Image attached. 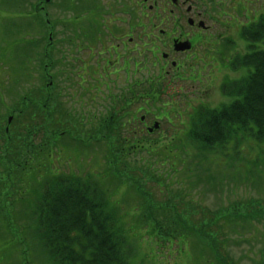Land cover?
Listing matches in <instances>:
<instances>
[{
	"label": "rangeland",
	"instance_id": "374dc122",
	"mask_svg": "<svg viewBox=\"0 0 264 264\" xmlns=\"http://www.w3.org/2000/svg\"><path fill=\"white\" fill-rule=\"evenodd\" d=\"M17 1L0 0V92L3 94V96H0V103H5L4 106L0 107L1 116L5 113L6 107L7 109L11 107V109L16 108L18 102L17 92L20 91L19 94H22L26 90L30 79L39 78V69L43 66L40 62V57H35L34 62L26 65L25 74L24 71L21 73L20 69H18L19 71L14 70L24 65L22 48L32 43L34 39L45 36L43 29L46 24V22L41 23L45 18L44 12L42 13L43 15L37 16V12H33L29 5L22 8L15 4ZM61 2L65 3L66 1L55 0V4L48 8L50 12L49 17L55 22L54 36H56V42L59 40L58 47H62V38L67 34L66 32L62 33L61 30L63 28L59 24V18L62 14ZM69 4L74 5L73 3ZM63 9L64 20L75 21L78 20L77 17L82 16L78 20V22H82L87 18L77 8L67 10L63 7ZM219 32H223V29ZM43 45L44 40L41 42V49ZM237 51L241 53L242 49H237ZM67 52L68 49H65V53ZM149 58L153 60L152 57ZM67 60V62H59L56 72L52 71V73L55 75L58 90L62 91L66 96V104L75 111H81L83 109L80 107V104L88 101L90 93L87 96L79 95L81 92L77 84L73 86L68 83L65 84L64 72L65 70L69 71L72 65L69 64L71 62L69 58ZM229 66V61H227L223 63V66L220 65L221 69L219 67L215 68V78L214 75H210L211 79L214 78L213 83L210 82L208 74L214 71L210 72L212 68L208 67L202 73L203 80L197 82L188 80L191 82L186 81L182 85L173 84V86H170L165 91L163 100L165 102L169 101L175 108L177 107L186 113H190L191 108H194L197 105L196 103H199L202 99L208 102L211 101L209 105H216L221 100L218 92L223 93L224 78L229 77L231 80L240 81L247 75L245 71H232V68ZM13 72L15 75H20L21 73L16 85L12 83L13 78L16 77ZM157 73L155 68L147 71V75L151 78ZM217 81H219V84H217ZM123 85L125 84L120 82L119 85L112 84L109 88L110 90L119 91L123 87L119 89L115 86ZM107 89L108 87L104 84L102 87L103 94L107 92ZM127 89L128 87L124 91H127ZM58 90L57 93H59ZM100 96L98 103L94 104L97 108L93 110L98 115L105 112L108 105L107 100H103ZM223 101L226 102L224 98ZM162 104L159 103L157 106H153L147 103L144 105L148 111L150 110L147 113L149 121H153L154 117L151 114L156 109L161 108L162 110ZM89 105L90 107L92 106L91 103ZM70 114L74 115V112L71 111ZM177 117L178 115L172 117L173 121L175 122V126H179V130H182L183 126L177 120ZM22 119L23 123H27L28 121L31 125L34 124V121L30 118L26 119L23 117ZM83 122L87 128L92 126L85 118H83ZM31 125L25 126L27 130L23 132V138L25 139H21L20 143L16 145L13 157L21 158V160L23 158H34L35 161L30 164L28 170H23L25 173L20 171L16 166H11L12 171L10 175L14 172L16 180L12 179L7 186H4L2 183L0 184L2 191L13 192L16 198L15 207L5 202V200L0 201V206L2 205L3 208H0V264H52L50 258L39 244L40 238L36 233V223L32 221L31 217L27 216V213L30 212L25 206L26 203H32L34 196L40 194L44 186L47 187L52 184V180L54 179L52 176L55 174V172H53V175L45 172L46 159L44 155H50L51 151L46 143H40L44 142L43 130L39 128V133L30 137V140L26 139L27 132L33 131L36 128ZM50 129L53 130L51 124ZM56 129H59L57 132L60 133V123L57 124ZM4 135L1 134V137ZM171 135L163 134L164 137L161 141L165 144L168 143ZM154 136L159 138V134H155ZM185 136V134H178L175 140H171L169 146L173 148V152L164 161L158 154L149 153L148 151L132 152L129 163L135 170L134 172H129L130 179L124 176H113L105 172L106 161L104 160V155L106 150H104V145H96L93 148L85 149L80 148L78 144L73 145L67 138L62 143L63 151L60 153L61 159L53 162L54 165L52 166L48 164L47 168H51L52 171L56 168L60 172L61 177L79 176L87 179L89 176H94L97 181L96 184L98 186L99 183L103 185L104 188L102 189L106 192L109 206L115 208V211L119 214L121 223H125L126 221L127 228L133 234L131 240L135 242L138 248L139 256L137 257V262L139 264H199V262L200 264H212V262H208L212 261V258L206 247L196 244L193 239L188 241L184 252H181L179 251L180 244H178V241L175 242L174 246L167 245L166 247H160L157 246L155 240H152L148 236L145 232L146 229L138 228L139 222L142 223L139 220V213H141L139 210L142 207H146L144 197L137 193L138 191L132 185L134 180L131 179L133 178L137 183L143 185L145 191L150 195L145 196V199L149 198L151 202L160 204L166 202L170 198L169 194L171 190L183 196L186 202L192 201L193 206L198 210L193 218L197 221L202 216V213L199 212L200 208L211 212L223 211V208L228 207L232 202L264 199V167L263 165L259 168L255 167L254 161L257 160L258 155L256 157L253 155L254 153H258V148L254 150L251 145L252 143L249 141L244 142V145L242 144L241 147L245 146L246 158H250L251 156L250 160L243 161L239 155L234 160H224L223 156H221L223 155V151L218 149L208 150L209 152L205 156L210 155L209 159L205 158L204 155L201 157L197 151V147L190 145ZM59 141L62 142L60 137ZM2 142L4 143V141ZM37 144H41V146H36ZM34 152L37 154L32 157ZM230 154L234 155L235 153L230 152ZM56 157L58 158L57 154ZM64 157L71 158L73 161L75 166L71 167V170L64 161ZM6 160L7 156L0 150V173L8 167ZM42 163L43 166L40 167ZM263 163L261 157V164ZM80 167H83L82 173L84 174L78 173ZM139 169H145L144 176ZM48 177L52 180H48ZM5 179V175L0 174V181ZM122 181L124 182L122 183L123 185H121ZM183 208L185 206L180 204L178 210H182ZM155 215L160 221L165 219L167 213L159 209L157 212L155 211ZM242 225L244 223L238 222L236 225L238 231H230L231 238L228 243L224 244L223 248L226 252L232 254L236 264H259L258 258L260 255L257 252L264 249V227L262 224L258 225L257 231L255 226L247 230L242 228ZM143 228H145V225H143ZM169 243L167 242L166 244Z\"/></svg>",
	"mask_w": 264,
	"mask_h": 264
},
{
	"label": "trees",
	"instance_id": "16d2710c",
	"mask_svg": "<svg viewBox=\"0 0 264 264\" xmlns=\"http://www.w3.org/2000/svg\"><path fill=\"white\" fill-rule=\"evenodd\" d=\"M247 60L249 61L245 58L244 63L253 69L249 71L247 78L233 83L230 94H235L236 99L230 104H223L222 118L219 117L218 121L209 123L205 129L194 134L205 145L219 144L227 149L232 142H238L241 133H248L250 137L264 144V53L248 56ZM27 102L23 104L26 105ZM116 128L109 122L98 132L99 137L112 146L107 155L110 175L125 178L129 176L133 168L127 159L130 150L136 152L135 144L164 159L173 152V148L167 145H158L148 136L138 135H130L129 150L125 147L126 135ZM12 133L8 137L9 141L18 142V131ZM193 138L190 134L187 141L191 143ZM12 147L13 143L8 149ZM14 163L13 160L8 165L14 166ZM139 171L144 175L145 169ZM131 180H134L132 185L142 197L150 196L142 184L133 178ZM95 184L91 178L84 183L69 176L65 180L54 182L41 192L36 202L41 239L52 255L63 264H133L132 260L137 255V247L131 240L133 234L126 223H121L115 208L109 206L105 190ZM169 197L171 198L163 207L153 203L147 206V213L140 218L143 223H147L146 226H151L146 233L153 240L155 237L160 247L168 245L167 242L173 244L175 241H182L184 244L196 238L213 253L215 261L212 264H236L232 254L226 252L223 246L231 238L230 231H238V222L244 223L242 228L247 230L255 225L257 231V224H264V199L235 202L223 208V211L202 210V216L195 221L193 218L197 210L189 208L188 205L178 210L174 202L178 195L170 193ZM159 209L167 213L164 220L159 221L155 215V211ZM257 253L260 255L259 264H264V249Z\"/></svg>",
	"mask_w": 264,
	"mask_h": 264
},
{
	"label": "flooded vegetation",
	"instance_id": "af4514ba",
	"mask_svg": "<svg viewBox=\"0 0 264 264\" xmlns=\"http://www.w3.org/2000/svg\"><path fill=\"white\" fill-rule=\"evenodd\" d=\"M84 1L90 4L96 2ZM102 2L98 8L101 14L93 15L91 22H81L78 26L79 46L75 49L69 48L76 56L65 55L63 60L67 62L69 58V64H72L71 69L64 72L65 83L75 78L79 86H91L92 91H99L106 79L112 75L116 76V82H125L127 79L131 82L132 76L135 80L137 76H144L146 79L148 50L153 52L163 49L162 58H157L159 63H154V68L158 67L166 72L161 75L165 81L179 83L186 78L187 66L192 67L198 61L204 60L201 56L223 50V39H235L238 49L247 51L251 43L241 37L243 28L264 14V0ZM132 4L136 14L131 13ZM221 29L223 32H219ZM156 32L159 35H155ZM106 35L118 42L109 46L110 41L104 38ZM132 43L136 47L132 48ZM107 54L110 58L106 60ZM110 64L113 66L109 67ZM113 67L115 68L112 71ZM95 100L92 97V102ZM82 108L93 109L94 106L90 107L88 102H83ZM46 125L49 133L50 109Z\"/></svg>",
	"mask_w": 264,
	"mask_h": 264
}]
</instances>
